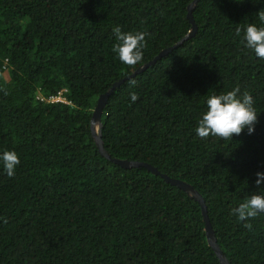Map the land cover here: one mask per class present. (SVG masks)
I'll return each instance as SVG.
<instances>
[{
  "label": "trees",
  "instance_id": "obj_1",
  "mask_svg": "<svg viewBox=\"0 0 264 264\" xmlns=\"http://www.w3.org/2000/svg\"><path fill=\"white\" fill-rule=\"evenodd\" d=\"M193 1L0 0V153L20 159L12 177L0 161V264H223L200 203L102 155L91 125L102 94L189 35ZM261 9L264 0H198L194 35L116 87L102 112L112 158L199 191L230 264H264V212L232 213L264 194V59L243 40L249 23L264 26ZM116 26L148 33L135 67L112 50ZM237 85L254 98V132L201 139L208 97Z\"/></svg>",
  "mask_w": 264,
  "mask_h": 264
},
{
  "label": "clouds",
  "instance_id": "obj_2",
  "mask_svg": "<svg viewBox=\"0 0 264 264\" xmlns=\"http://www.w3.org/2000/svg\"><path fill=\"white\" fill-rule=\"evenodd\" d=\"M257 16L264 22V9L259 10ZM113 33L117 43L113 44V52L118 54L120 61L128 67H135L143 60V49L146 47L145 37L148 33L144 31H122L119 26L113 28ZM236 36L241 35V28L236 29ZM243 40L246 47L252 49L258 58L264 59V26L258 27L254 23H249L243 30ZM129 85L135 86L136 80L130 79ZM131 101L138 99V94L130 93ZM207 110L198 120L196 134L201 139L209 136L219 137L222 140H231L233 135H240L245 128L248 133L254 132V126L258 120V112L254 107V98L248 92L241 93L237 85L226 93H213L208 97ZM0 161L9 177L15 174V169L20 163L18 154L15 151L5 150L0 153ZM256 184L264 182V172L256 173ZM264 212V194L253 193L245 202L232 209V213L240 221H247L255 218L258 213ZM5 223L7 220L5 219ZM244 227L252 230L251 223H245Z\"/></svg>",
  "mask_w": 264,
  "mask_h": 264
},
{
  "label": "water",
  "instance_id": "obj_3",
  "mask_svg": "<svg viewBox=\"0 0 264 264\" xmlns=\"http://www.w3.org/2000/svg\"><path fill=\"white\" fill-rule=\"evenodd\" d=\"M197 1L198 0H194L193 4H191L189 6V8H188V18L192 22V30L189 33V35L185 36L182 40H180L175 45L163 50L157 56V58H160L162 55H165L168 52L172 51L178 45L182 44L184 40L189 39L191 36L194 35V33L197 30V25L195 23L192 11H193V8H194V4ZM155 60L150 62V63L145 64L144 66H141L140 68H138L135 71V73H133L131 76H128L127 78H130V77L134 76L136 73L142 72L150 64L154 63ZM127 78H123V79L119 80L118 82H116L112 86V88H110V90L107 93L102 94L99 97L97 106H96V108H95V110L93 112L91 125H92L93 134L97 138V145L99 147V151L101 152L102 155H104L105 157H107L108 159L113 161L114 163L121 165L122 167H125V168L141 167V166L146 167L147 169L151 170L152 172H154L156 174H160L163 178H165V180L167 182L171 183L174 186L179 187L180 189L184 190L186 193L191 195L195 200H197L200 203L201 207H202V212H203V215H204V219L206 221L207 237H208L210 245L215 250V252L217 253L218 257L220 258V260H221V262L223 264H230V262L228 261L227 257L225 256V254L223 253V251L220 249V247L218 245V242H217V239H216V236H215V233H214V229L212 227L211 221H210L209 216H208V210H207V205H206L205 199L199 193L198 190H196L191 184H189V183H187V182H185V181H183L181 179L171 177V176H169L167 174H162L156 167H154L153 165H151L149 163L138 161V160H127V159L112 158V156L104 148V145H103V142H102V136H101L103 107L106 104V100H107L108 96L114 91V89L116 87L120 86Z\"/></svg>",
  "mask_w": 264,
  "mask_h": 264
},
{
  "label": "rangeland",
  "instance_id": "obj_4",
  "mask_svg": "<svg viewBox=\"0 0 264 264\" xmlns=\"http://www.w3.org/2000/svg\"><path fill=\"white\" fill-rule=\"evenodd\" d=\"M5 78L7 79V80H9V75H8V73L7 72H5ZM58 99L57 100H62V101H65L64 100V97H62L61 95H58Z\"/></svg>",
  "mask_w": 264,
  "mask_h": 264
},
{
  "label": "built area",
  "instance_id": "obj_5",
  "mask_svg": "<svg viewBox=\"0 0 264 264\" xmlns=\"http://www.w3.org/2000/svg\"><path fill=\"white\" fill-rule=\"evenodd\" d=\"M59 97L58 96H53L52 98H51V100L52 101H62V100H57Z\"/></svg>",
  "mask_w": 264,
  "mask_h": 264
}]
</instances>
